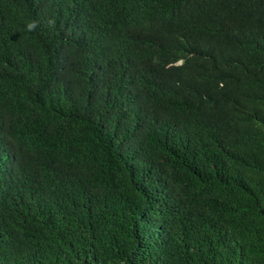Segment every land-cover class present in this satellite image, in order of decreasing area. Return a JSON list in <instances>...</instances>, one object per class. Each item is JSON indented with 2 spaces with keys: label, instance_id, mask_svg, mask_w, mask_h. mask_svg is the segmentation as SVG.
Listing matches in <instances>:
<instances>
[{
  "label": "trees",
  "instance_id": "obj_1",
  "mask_svg": "<svg viewBox=\"0 0 264 264\" xmlns=\"http://www.w3.org/2000/svg\"><path fill=\"white\" fill-rule=\"evenodd\" d=\"M0 264H264V0H0Z\"/></svg>",
  "mask_w": 264,
  "mask_h": 264
},
{
  "label": "clouds",
  "instance_id": "obj_2",
  "mask_svg": "<svg viewBox=\"0 0 264 264\" xmlns=\"http://www.w3.org/2000/svg\"><path fill=\"white\" fill-rule=\"evenodd\" d=\"M50 24L54 23V21H49ZM38 27L37 21H32L27 24V29L29 32L35 31V29Z\"/></svg>",
  "mask_w": 264,
  "mask_h": 264
}]
</instances>
